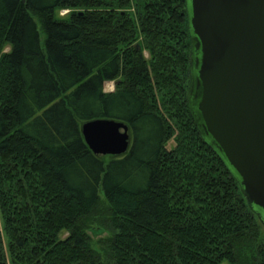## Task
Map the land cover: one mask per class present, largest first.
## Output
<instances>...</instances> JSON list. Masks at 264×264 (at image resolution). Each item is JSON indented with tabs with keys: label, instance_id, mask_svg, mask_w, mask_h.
<instances>
[{
	"label": "trees",
	"instance_id": "16d2710c",
	"mask_svg": "<svg viewBox=\"0 0 264 264\" xmlns=\"http://www.w3.org/2000/svg\"><path fill=\"white\" fill-rule=\"evenodd\" d=\"M190 55L186 0H0V264H264L189 110ZM97 119L126 154L89 150Z\"/></svg>",
	"mask_w": 264,
	"mask_h": 264
},
{
	"label": "water",
	"instance_id": "95a60500",
	"mask_svg": "<svg viewBox=\"0 0 264 264\" xmlns=\"http://www.w3.org/2000/svg\"><path fill=\"white\" fill-rule=\"evenodd\" d=\"M186 8L189 110L263 223L264 0H186ZM81 134L98 156L120 157L130 147L128 128L114 120L86 122Z\"/></svg>",
	"mask_w": 264,
	"mask_h": 264
},
{
	"label": "rangeland",
	"instance_id": "374dc122",
	"mask_svg": "<svg viewBox=\"0 0 264 264\" xmlns=\"http://www.w3.org/2000/svg\"><path fill=\"white\" fill-rule=\"evenodd\" d=\"M67 13H68V11H66V10H61V11H59V12L57 13V15H58L59 17H62V16H65ZM43 39H44V38H43V36H42V37H41V41H42V43H43ZM145 56H147L146 53H145ZM113 90H114V82H106V83L104 84V91H105V92H112ZM173 145H174V144H173V141L170 140V141L167 143L166 148H167V149H170ZM89 235H90L91 238H93V240L95 241V240H98V239H100V238L105 237V236H106V233L93 235V234H91V233L89 232ZM64 237H65V236H64Z\"/></svg>",
	"mask_w": 264,
	"mask_h": 264
},
{
	"label": "flooded vegetation",
	"instance_id": "af4514ba",
	"mask_svg": "<svg viewBox=\"0 0 264 264\" xmlns=\"http://www.w3.org/2000/svg\"><path fill=\"white\" fill-rule=\"evenodd\" d=\"M264 223V222H263Z\"/></svg>",
	"mask_w": 264,
	"mask_h": 264
}]
</instances>
